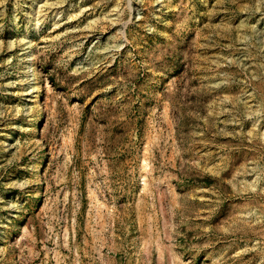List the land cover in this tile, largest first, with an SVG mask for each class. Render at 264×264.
Masks as SVG:
<instances>
[{"label": "rangeland", "instance_id": "obj_1", "mask_svg": "<svg viewBox=\"0 0 264 264\" xmlns=\"http://www.w3.org/2000/svg\"><path fill=\"white\" fill-rule=\"evenodd\" d=\"M0 264H264V0H0Z\"/></svg>", "mask_w": 264, "mask_h": 264}, {"label": "bare ground", "instance_id": "obj_2", "mask_svg": "<svg viewBox=\"0 0 264 264\" xmlns=\"http://www.w3.org/2000/svg\"><path fill=\"white\" fill-rule=\"evenodd\" d=\"M33 90H35V89H33ZM33 92V91H32ZM43 106V105H42ZM32 129V128H31Z\"/></svg>", "mask_w": 264, "mask_h": 264}]
</instances>
